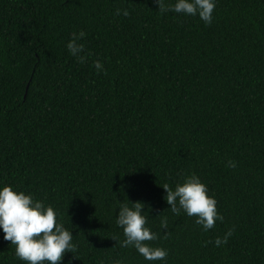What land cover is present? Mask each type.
Here are the masks:
<instances>
[{"label":"trees","instance_id":"trees-1","mask_svg":"<svg viewBox=\"0 0 264 264\" xmlns=\"http://www.w3.org/2000/svg\"><path fill=\"white\" fill-rule=\"evenodd\" d=\"M193 174L223 216L207 232L165 200ZM0 185L60 213L62 264H264V0H216L211 24L157 0H0ZM128 201L166 261L121 246ZM3 237L0 264H25Z\"/></svg>","mask_w":264,"mask_h":264},{"label":"clouds","instance_id":"clouds-1","mask_svg":"<svg viewBox=\"0 0 264 264\" xmlns=\"http://www.w3.org/2000/svg\"><path fill=\"white\" fill-rule=\"evenodd\" d=\"M161 13L173 11L186 16H198L205 24L213 21L216 0H176L174 5L165 4L164 0H157ZM120 14V10H117ZM127 10L123 15L127 16ZM85 32L73 33L66 44L70 55L77 57L81 63L85 56L81 53L85 45L80 41ZM97 71L103 70L100 60L94 62ZM235 167L234 162H229ZM165 200L175 215L181 212L189 217H196L195 223L207 232L213 229L217 221H223V216L217 211V201L208 195V187L195 174L187 176L183 183L176 184L173 189L168 184ZM145 204L142 202L121 203L116 217L117 227L123 229L125 239L122 247L134 248L148 262L166 261L168 251L162 247H152L145 243L160 239L158 233L147 226L148 216L144 215ZM161 227L167 228V218L161 220ZM0 230L4 233V240L15 246V256L25 264H62L66 253L77 252V245L73 242V231L65 227L60 213L51 205L34 199L31 193L16 191L10 185H0ZM232 235L229 230L223 238L217 237L216 247L227 244ZM70 264V262H69Z\"/></svg>","mask_w":264,"mask_h":264}]
</instances>
